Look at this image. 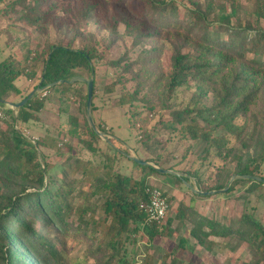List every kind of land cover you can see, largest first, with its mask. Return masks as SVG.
<instances>
[{
	"label": "trees",
	"instance_id": "trees-1",
	"mask_svg": "<svg viewBox=\"0 0 264 264\" xmlns=\"http://www.w3.org/2000/svg\"><path fill=\"white\" fill-rule=\"evenodd\" d=\"M188 1L190 5L179 0H140L139 8L134 10L132 0H103L118 10L112 17V25L108 26L111 32L110 46L117 41L119 22L126 25V32L134 37V43L150 42L161 36L172 37V68L164 78L166 101L175 97L178 87L189 86L192 82L199 95H207L210 91L215 95L211 105L203 103L200 96H193L191 104L174 113L173 121L181 123L193 138L203 135L205 139H211V146L218 155L233 151V146H227V141H240L246 147L247 154L237 156L235 175L262 177L264 134H261L258 126L262 127L264 122V27L260 24L264 18V0H247L253 5L251 10L242 0ZM41 2L14 0L8 12L17 13L16 6L21 5L25 11L20 19L26 16L30 24L41 25L44 21L49 22L50 16L48 12L33 15ZM99 6L98 0H92L84 17L93 19ZM123 7L138 17L137 24L133 23L127 11H122ZM251 15L256 17L257 24L251 23ZM65 33L69 35L71 29L67 28ZM80 35L82 33L77 30L68 44L52 42L45 47L41 56L42 86L53 83H56L54 88L72 85L69 80L78 76V68H84L90 77L94 76L95 61L101 58V54L91 45L75 47L74 43ZM183 47H192L197 54L184 53ZM159 50V45L154 44L145 54H154ZM24 62L14 54L0 61V99L19 102L30 93L25 94L18 84L19 79L25 76ZM61 80L64 82L59 83ZM12 96L20 99H12ZM84 101L86 105L87 94ZM260 101L263 104L259 111L262 120L259 115L256 117L254 132L249 136L250 124L243 118ZM5 106L4 102H0V107ZM44 106L45 102L36 94L18 109L17 115L11 108L6 110V114L13 121L27 124L36 118L35 113ZM196 118L205 120L211 128L207 129ZM6 124L5 129H0V264H70L61 234L67 232V219L85 210L83 205L76 204L83 195L86 198H103L106 215L111 218L110 232L114 237L109 244L113 252L102 264H133L134 259L120 255L126 246L123 240L125 234L143 232L150 241L158 237L172 238L184 227L185 221H189L192 227L187 236L180 238L176 250L185 248L192 251L196 245L212 250L215 245L212 237L231 238L246 242L255 251L250 264H264V220L258 219L254 211L244 212L235 229L201 215L192 206L180 207L175 218L168 215L161 226L148 224L147 214L140 208V203L148 198L146 189L149 184L146 178L134 179L121 172L109 173L104 177L95 172L90 161L84 162L80 157H75L68 162L65 176L60 182L53 180L45 157L36 145L23 138L12 122L7 121ZM88 128L94 137H98L90 126ZM215 133L224 135L212 137ZM247 136L249 141L245 139ZM108 146L115 153L127 155V151L120 152L112 143ZM252 147L253 152L250 151ZM133 164L149 175H163L153 166L134 161ZM79 171L84 176L89 174L87 180L84 178L91 186L86 194L79 186L80 180L68 179ZM167 175L182 184L190 180L187 176ZM238 183L251 185L248 191L254 192L256 185L262 182L238 179L228 193ZM220 188L223 186L217 183L211 188H203V191ZM174 219L178 220L175 227ZM173 253L166 251L153 264L185 263L175 253L168 260Z\"/></svg>",
	"mask_w": 264,
	"mask_h": 264
},
{
	"label": "rangeland",
	"instance_id": "rangeland-1",
	"mask_svg": "<svg viewBox=\"0 0 264 264\" xmlns=\"http://www.w3.org/2000/svg\"><path fill=\"white\" fill-rule=\"evenodd\" d=\"M13 1L0 2V61L10 54L25 61V76L18 81L25 94L40 83L41 56L45 47L52 42L68 44L75 31L79 30L82 35L77 37L74 46L83 48L91 45L101 54V58L95 61L93 76V116L96 127L106 134L113 147L120 152L127 151V155L115 153L108 146L105 136L97 134L98 137H94L90 133L87 101L86 105L84 101L87 85L83 82H72V85L58 88L52 86L47 89L46 95L44 91L39 93V99L45 102V106L27 124L11 120L6 114V110L10 109L8 105L0 107V129H5L9 121L21 134L27 133L36 138L34 145L45 157V164L53 180L60 182L65 176L68 162L75 157H80L84 162L90 161L95 172L104 177L109 173L121 172L134 179L146 178L148 184L160 186L166 192L170 203L169 218H175L182 206L193 207V200L200 195L170 175L142 172L128 155L138 156L157 167L182 172L189 177L188 183L202 191L217 183L223 186L220 189L229 184L235 175L237 156L247 154V149L240 141L233 139L227 141V146H233V151L218 155L217 150L211 146V139L207 140L203 135L193 138L181 123L173 121L174 113L191 104L193 96H200L203 103L211 105L215 95L212 91L207 95H199L192 82L189 86L178 87L175 97L166 101L164 78L172 68V37L161 36L150 42L134 43V37L126 32V25L119 22L117 41L110 46L111 32L108 26L112 25V17L118 10L108 2L98 0L100 6L94 18L90 19L83 14L92 0H42L40 8L33 15L48 12L49 22L33 25L26 16L20 19L25 11L23 6H16L17 13L8 12ZM179 1L190 5L188 0ZM30 3L34 6L33 1ZM242 3L250 10L253 7L247 0H242ZM132 6L137 10L140 0H132ZM123 10L127 11L124 7ZM127 13L133 23L137 24L138 17L130 11ZM243 20L246 24L245 17ZM250 21L257 24L254 15H251ZM260 24L264 27V18ZM67 28L71 29L69 35L65 33ZM154 44L159 45L160 50L154 54H145ZM182 51L197 54L192 47H183ZM76 73L78 76L90 77L84 68L76 69ZM11 98L20 99L16 96ZM262 107L260 101L243 118L250 124L249 136L254 132L255 119ZM12 110L17 115L18 110ZM258 117L262 120L261 115ZM195 120L207 129L211 128L205 120ZM259 127L261 134H264V122ZM221 134L215 133L212 137ZM249 136L245 137L247 141ZM253 149L250 151L253 152ZM261 175L264 178V165L261 167ZM88 176L79 171L68 179L80 180L79 186L86 194L91 187L89 182L84 181ZM233 184L234 181L230 187ZM250 187L249 184L238 183L229 193L210 195L205 200L212 198L213 202L203 204V209L199 205L206 213L203 216L234 229L238 228L239 220L246 211H254L258 219L264 220V184H257L254 192L248 191ZM103 203V198H86V195L76 202L83 205L85 210L71 215L67 219V232L61 234L70 264H102L112 254L109 241L114 235L110 232L111 218L107 217ZM177 225L178 220L174 219L173 226ZM191 227L192 224L185 221L184 227L174 233L172 238L158 237L154 241L148 240L143 232H130L123 236L126 246L120 255H125L129 260L134 259L133 264H153L166 251L174 252L184 264H250L253 261L255 251L251 246L231 238L212 237L215 242L212 250L200 245H196L192 251L185 248L176 250L180 238L187 236ZM174 253L168 260L172 259Z\"/></svg>",
	"mask_w": 264,
	"mask_h": 264
},
{
	"label": "water",
	"instance_id": "water-1",
	"mask_svg": "<svg viewBox=\"0 0 264 264\" xmlns=\"http://www.w3.org/2000/svg\"><path fill=\"white\" fill-rule=\"evenodd\" d=\"M43 81H44V76L42 77L40 84L35 89H33L24 99H22L19 102L4 101L2 99H0V102H4L11 109L18 110L21 107H23L36 94H39V93L47 90L48 88H50V87H52V86H54L56 84V83H53L51 85L42 86ZM77 81L83 82V83H85L87 85V118H88V121H89V124H90L91 128L98 135L105 136V140L107 142L111 143V141L109 140V138L106 137V134L103 133V132H101V131H99V129L96 127V124H95V121H94V116H93V100H94V84H95L94 77L92 76L90 78H86V77H83V76H75L71 80H69V82H77ZM63 82H64V80H61L59 83H63ZM128 157L132 161H134V162H136V163H138L140 165H150V166H153L161 174H173V175H177V176H181V177H184L185 176V174H183L182 172L173 171V170H170V169H164V168H161V167L154 166L149 161L143 160V159H141L138 156L128 155ZM236 179H252V180H255V181L262 182L264 184V178L263 177H260V176H257V175H253V174L234 175L231 178L229 184L224 189H220V190L202 191V190L197 189L191 183L185 182V184L194 193H196V194H198L200 196H210V195H214V194L221 193V192H223V193L228 192L231 183L233 181H235Z\"/></svg>",
	"mask_w": 264,
	"mask_h": 264
},
{
	"label": "built area",
	"instance_id": "built-area-1",
	"mask_svg": "<svg viewBox=\"0 0 264 264\" xmlns=\"http://www.w3.org/2000/svg\"><path fill=\"white\" fill-rule=\"evenodd\" d=\"M46 93L47 90L44 91L45 95ZM21 135L23 138L35 144L36 138L30 137L27 133H22ZM146 192L148 198L140 203V208L147 214L148 224L161 226L165 222L170 209L168 196L160 186L153 184L148 185Z\"/></svg>",
	"mask_w": 264,
	"mask_h": 264
},
{
	"label": "crops",
	"instance_id": "crops-1",
	"mask_svg": "<svg viewBox=\"0 0 264 264\" xmlns=\"http://www.w3.org/2000/svg\"><path fill=\"white\" fill-rule=\"evenodd\" d=\"M84 77V76H83ZM87 78V77H86ZM22 81V80H20ZM209 197H205V196H198V198L194 199L193 202L195 201V205L193 206L195 208V210L200 213L201 215H206V213L201 210L203 209V207H201L203 204H208L209 202H213L214 200H211V199H208V200H205ZM199 205L201 207V209L199 208Z\"/></svg>",
	"mask_w": 264,
	"mask_h": 264
}]
</instances>
